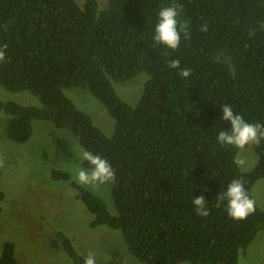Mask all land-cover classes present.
Here are the masks:
<instances>
[{
    "label": "trees",
    "instance_id": "trees-1",
    "mask_svg": "<svg viewBox=\"0 0 264 264\" xmlns=\"http://www.w3.org/2000/svg\"><path fill=\"white\" fill-rule=\"evenodd\" d=\"M182 6L180 47L171 50L153 40L162 7ZM207 24L208 31H200ZM0 86L27 92L39 107L0 101L9 116L7 138L23 144L34 121L69 131L79 145L107 159L116 172L109 185L114 215L103 200L71 182L91 215L90 227L121 232L139 264H237L260 230L264 211L235 221L227 201L216 197L234 179L251 188L264 178V140L252 145L257 163L241 172L234 146L217 141L229 124L222 106L249 123L264 125V0H0ZM178 59L180 68L168 67ZM182 69L191 75L182 77ZM146 73L133 107L116 94L113 82ZM74 87L88 91L113 119L105 135L89 115L65 95ZM84 167H89L84 162ZM1 179V171H0ZM204 196L210 214H196L192 201ZM4 195L0 193V202ZM1 212V208H0ZM73 264H84L70 240L57 234ZM0 264H20L15 244L4 241Z\"/></svg>",
    "mask_w": 264,
    "mask_h": 264
},
{
    "label": "rangeland",
    "instance_id": "rangeland-1",
    "mask_svg": "<svg viewBox=\"0 0 264 264\" xmlns=\"http://www.w3.org/2000/svg\"><path fill=\"white\" fill-rule=\"evenodd\" d=\"M75 1L83 6L86 0ZM96 1L100 8L106 4V0ZM147 78L146 73H139L129 81L113 82V88L122 101L133 107ZM64 93L105 135L113 133V119L88 91L70 87ZM0 101L40 106L31 94L10 92L1 86ZM8 120L9 116L0 112V156L6 160V166L0 168V193L4 195L0 202V253L4 241L10 240L15 244V257L20 264H73L57 239L61 233L83 259L93 252L97 264H139L128 252L120 231L90 227L92 217L77 198L71 182L52 178L54 171H63L81 186L75 180V165L79 163L75 153L81 148L77 138L51 122L34 121L29 140L16 143L7 138ZM236 159L245 161L243 166L237 165L241 172H249L257 163L252 145L237 149ZM81 187L100 197L114 215L109 185ZM251 194L256 206L264 211V178L254 183ZM237 264H264V230L240 251Z\"/></svg>",
    "mask_w": 264,
    "mask_h": 264
},
{
    "label": "clouds",
    "instance_id": "clouds-1",
    "mask_svg": "<svg viewBox=\"0 0 264 264\" xmlns=\"http://www.w3.org/2000/svg\"><path fill=\"white\" fill-rule=\"evenodd\" d=\"M181 9L182 6L178 4L160 9L153 37L156 45H164L168 49L176 50L180 47L181 33L185 39L188 38L189 23L181 20ZM200 31L207 32V24L201 25ZM6 49L7 44L0 46V63L6 62ZM168 67L178 69L180 68V61L178 59L172 60ZM179 74L186 78L191 75V70L182 69ZM221 109L222 120L230 125L227 130H221L218 133L217 141L222 146L229 145L244 149L248 145H259L264 140V125L247 122L241 115L234 113L230 104L223 105ZM75 157L79 161L75 165V180L81 186L97 188L115 183L116 172L107 159L83 147L78 153H75ZM84 162H87L89 167H84ZM234 162L238 166H243L245 163L243 159H236ZM5 166L6 160L0 156V168ZM216 200L217 208L227 201V215L235 221L245 220L256 211V202L245 189L243 178L232 180L226 191L220 192ZM192 203L197 215L207 217L210 214L208 202L204 196L195 198ZM84 264H97L96 254L89 252L84 258Z\"/></svg>",
    "mask_w": 264,
    "mask_h": 264
}]
</instances>
